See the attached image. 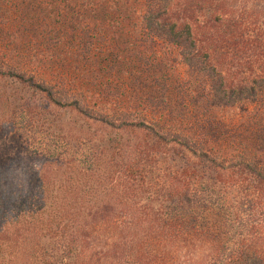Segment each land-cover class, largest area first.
<instances>
[{
    "label": "trees",
    "instance_id": "obj_1",
    "mask_svg": "<svg viewBox=\"0 0 264 264\" xmlns=\"http://www.w3.org/2000/svg\"><path fill=\"white\" fill-rule=\"evenodd\" d=\"M0 264H264V0H0Z\"/></svg>",
    "mask_w": 264,
    "mask_h": 264
}]
</instances>
